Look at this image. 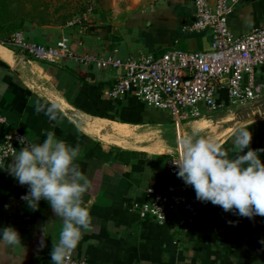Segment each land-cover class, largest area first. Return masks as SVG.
Masks as SVG:
<instances>
[{
	"label": "crops",
	"instance_id": "crops-1",
	"mask_svg": "<svg viewBox=\"0 0 264 264\" xmlns=\"http://www.w3.org/2000/svg\"><path fill=\"white\" fill-rule=\"evenodd\" d=\"M136 2L128 11L116 10L99 19L90 15L63 26L25 23L14 32L21 31L27 41L44 46L68 37L78 54L121 60L160 57L174 49L210 50L209 32L188 30L195 21L192 0ZM228 24L237 37L261 28L264 0H242ZM2 29L0 37L6 35ZM16 52L0 49L13 64L8 67L0 61V145L12 131L41 142L52 131L67 144L79 146L81 155L76 163L90 181L83 204L91 225L74 250L75 258L87 264H264V216L249 219L198 200L196 216L182 222L184 216L170 212L167 222L160 225L141 220L128 209L133 201L149 202L146 190L150 187L182 184V179L167 169V162L178 154V140L197 130L190 124L211 123L210 118L221 112L182 124L178 130L165 113L149 109L134 96L115 101L106 97L121 71L71 60L57 65L26 61L15 57ZM219 93L226 101L227 92ZM37 102L59 103L57 120L37 113ZM75 117L80 121L73 122ZM247 130L251 133L249 147L264 148V120ZM97 136L125 142L115 147ZM233 139L222 147L229 156ZM16 147L19 151L22 145ZM259 155L264 163V153ZM12 160L0 169V228H14L20 242L13 246L0 241V264H50L52 240L58 239L60 221L44 200L35 210L18 202L27 185H20L9 174L7 166ZM187 195L196 199L191 186Z\"/></svg>",
	"mask_w": 264,
	"mask_h": 264
},
{
	"label": "built area",
	"instance_id": "built-area-1",
	"mask_svg": "<svg viewBox=\"0 0 264 264\" xmlns=\"http://www.w3.org/2000/svg\"><path fill=\"white\" fill-rule=\"evenodd\" d=\"M241 1L192 0L195 21L188 30L211 34L210 50L206 52L174 49L160 57L146 55L121 60L115 56L78 54L68 37H61L53 46L33 43L27 41L21 31L0 43L34 61L57 65L71 60L80 65L121 71V77L107 91L106 97L115 101L134 96L149 109L165 113L179 130L182 124L246 104L264 94V26L237 37L228 24ZM222 90L227 92L226 101L220 98ZM19 137L24 135L17 131L4 137L0 163L14 158ZM180 151L179 145L176 157L167 162L171 174L178 171L172 160L179 158ZM188 186L182 182L179 186L150 187L146 190L149 202L133 201L128 209L141 220L150 219L160 225L167 222L170 212L186 217L182 221L185 222L199 212L198 200L187 195ZM24 194H20L18 202L27 205L21 199ZM73 253L65 264H87Z\"/></svg>",
	"mask_w": 264,
	"mask_h": 264
},
{
	"label": "clouds",
	"instance_id": "clouds-1",
	"mask_svg": "<svg viewBox=\"0 0 264 264\" xmlns=\"http://www.w3.org/2000/svg\"><path fill=\"white\" fill-rule=\"evenodd\" d=\"M34 110L56 121L60 105L37 102ZM250 141L247 127L235 129L228 149L233 154L229 156L216 142L194 130L178 140L179 158L172 160L178 168L176 175L192 187L201 202L249 219L264 216V163L259 155L264 148L253 150ZM18 143L22 147L7 170L20 185H27L21 199L29 208L37 209L44 200L60 221L58 239L52 240L50 264H65L91 225L89 211L83 204L90 181L76 163L80 148L57 138L52 131L42 142L24 136L18 138ZM0 169H5L2 163ZM0 241L15 246L20 238L9 226L0 228Z\"/></svg>",
	"mask_w": 264,
	"mask_h": 264
},
{
	"label": "rangeland",
	"instance_id": "rangeland-1",
	"mask_svg": "<svg viewBox=\"0 0 264 264\" xmlns=\"http://www.w3.org/2000/svg\"><path fill=\"white\" fill-rule=\"evenodd\" d=\"M21 7L15 9L14 15L19 20L2 26L3 32L0 40L7 39L14 33L15 29L20 28L21 23H31L45 20L48 24L55 26L67 25L71 22L83 20L92 15L93 20L101 15L111 16L114 11H128L136 0H18ZM140 2V1H139ZM33 22V23H34ZM24 26V25H23ZM18 27V28H17ZM22 28V27H21ZM3 29L1 31H3ZM5 31V30H4ZM218 117H216L217 120ZM215 120V121H216ZM211 125V126H210ZM225 125L212 126L208 121H198L194 123V128L200 130L203 136L211 139L217 134L225 131Z\"/></svg>",
	"mask_w": 264,
	"mask_h": 264
},
{
	"label": "water",
	"instance_id": "water-1",
	"mask_svg": "<svg viewBox=\"0 0 264 264\" xmlns=\"http://www.w3.org/2000/svg\"><path fill=\"white\" fill-rule=\"evenodd\" d=\"M194 20L195 18H193V21ZM0 47L5 48V46H3L1 43H0ZM14 55L15 57H20V58L23 57L24 59H26V61H29L28 58L24 57L23 55L17 52ZM0 61L8 67L13 66V64L9 60L4 58L1 54H0ZM217 117H218L217 120L216 117L210 118L212 125H225L226 127H225V131L221 135L214 138L213 141L216 142L218 145H220L222 148L225 144H227V142L231 138L234 137L235 129L241 127H249L259 121L264 120V94L251 102L236 106L231 109H227L221 112V114L218 115ZM72 120L73 122H76V121H80V118L78 119L77 117H75ZM189 126L193 127L194 124H190ZM186 127L188 126H185V128ZM97 137L98 139L102 140L104 143L115 147H122L123 143L125 142L124 140L118 142L111 139H104L101 138L100 136Z\"/></svg>",
	"mask_w": 264,
	"mask_h": 264
},
{
	"label": "trees",
	"instance_id": "trees-1",
	"mask_svg": "<svg viewBox=\"0 0 264 264\" xmlns=\"http://www.w3.org/2000/svg\"><path fill=\"white\" fill-rule=\"evenodd\" d=\"M17 7H21V4L18 0H0V27L12 24L13 22L19 20V18L14 15L15 9ZM34 23L42 25L47 24L45 20ZM23 25L24 24L22 22L20 28L23 27Z\"/></svg>",
	"mask_w": 264,
	"mask_h": 264
},
{
	"label": "bare ground",
	"instance_id": "bare-ground-1",
	"mask_svg": "<svg viewBox=\"0 0 264 264\" xmlns=\"http://www.w3.org/2000/svg\"><path fill=\"white\" fill-rule=\"evenodd\" d=\"M1 49V48H0Z\"/></svg>",
	"mask_w": 264,
	"mask_h": 264
}]
</instances>
